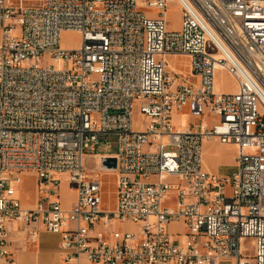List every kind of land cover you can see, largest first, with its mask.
Returning a JSON list of instances; mask_svg holds the SVG:
<instances>
[{
    "label": "built area",
    "instance_id": "2783aa9c",
    "mask_svg": "<svg viewBox=\"0 0 264 264\" xmlns=\"http://www.w3.org/2000/svg\"><path fill=\"white\" fill-rule=\"evenodd\" d=\"M26 1L0 0V264H15L11 222L31 238L39 226L57 234L59 264H264V0H171L178 28L170 0ZM64 30L79 33L76 47L60 44ZM177 54L188 73L167 62ZM218 69L235 90L215 88ZM185 106L216 119L176 128ZM109 134L117 150L93 154L98 167L116 158L106 210L84 158ZM210 137L234 145L230 176L204 168ZM25 172L35 175L30 207L17 197Z\"/></svg>",
    "mask_w": 264,
    "mask_h": 264
},
{
    "label": "rangeland",
    "instance_id": "374dc122",
    "mask_svg": "<svg viewBox=\"0 0 264 264\" xmlns=\"http://www.w3.org/2000/svg\"><path fill=\"white\" fill-rule=\"evenodd\" d=\"M27 3H36L35 0H27ZM168 26L171 28H178L180 24V9L175 1H169L166 5L165 10ZM60 44L64 47H76L80 43V35L77 31L64 30L59 35ZM167 62L173 66L175 69L188 72L186 58L180 54L177 55H168L166 57ZM234 81L226 73V71L218 69L214 72V85L221 87L222 89L230 90L234 86ZM134 119L137 118V112L134 111ZM187 117H185L186 119ZM188 118H190L188 116ZM216 119L213 115L202 114L198 118L197 122L206 120L207 122H214ZM193 126L194 123L192 122ZM194 128V127H193ZM108 141V143L106 142ZM106 140H100L97 144L90 143L89 146L85 149V158L84 166L87 170L94 172L100 179V206L102 209L109 210L115 205V174L112 170H103L99 169L97 163V157H94L93 154L98 153H114L117 150V139L113 134H109ZM233 154V150L229 147H222L217 154L219 159L220 169L219 172L230 173L233 169L229 168L227 162ZM19 195L21 196L22 201L25 204L33 203L35 196V175L33 173H24L20 175V181L17 185ZM226 194L230 193V188L226 187ZM73 190L68 187L66 182H63L59 188V195L61 200H68L71 197ZM117 228L120 230L123 229H132L133 226L126 223H121L117 225ZM179 228V225H170V229ZM38 238L35 243V247L40 246L41 252L38 257L37 264H52L55 251L59 246V237L58 235L44 230L42 226L38 228ZM20 238L23 239L25 234L23 231H14L11 234V239ZM17 239V238H16ZM252 239H248L249 243V252H252ZM15 242H11L13 248L12 255L13 257L18 256L17 246H21ZM32 243L27 242L26 245H31ZM252 260V258H250Z\"/></svg>",
    "mask_w": 264,
    "mask_h": 264
},
{
    "label": "crops",
    "instance_id": "0c3cea01",
    "mask_svg": "<svg viewBox=\"0 0 264 264\" xmlns=\"http://www.w3.org/2000/svg\"><path fill=\"white\" fill-rule=\"evenodd\" d=\"M182 56H184L186 58L187 69L189 72V59L186 55H182ZM180 72H182V71H180ZM188 72H183V73H188ZM215 88L217 90H220V91H231V90H235V84H234L233 88L230 90L222 89L219 86H216ZM188 116L190 118H188ZM185 117H187V118L185 119ZM199 117H201V114L198 112L197 109H193L190 106H185L181 111L175 112L172 114L171 121H172L173 125L179 129H185V128L190 129L193 127L196 128L200 124L206 125V126H210L212 124V122H207L206 120L201 121V122H197ZM192 122L194 123L193 126L191 125ZM201 145H202V159H203L204 168L210 173L218 174L221 176H230L231 173L235 170V159H234L235 147H234V145L228 144V143H220L213 137L204 138L202 140ZM222 147H229L233 150V154L231 155L230 159L227 162L229 168L230 167L233 168L230 173H225V172L220 173L219 172L220 164H219V159L216 156H217V154H219V151L222 149ZM25 173H27V172H25ZM21 174H24V173H21ZM17 197H18V199L22 205H24L26 207L32 206L34 204L35 198H36V183H35V196H34L33 203L25 204L22 201L21 196L19 195L18 189H17ZM73 199H74V192L72 193L71 197L68 198V200L63 201L60 198L62 206L65 208H68L71 206ZM174 224L179 225V228L170 229V225H174ZM38 228L39 227H37L35 229L37 232L36 237L31 238V232L33 231L32 227H30L28 225L21 224V223H16V222L9 223L8 239H9V250H10L12 257H13V255H12L13 248L11 246V242H15V243L21 245L19 247L17 246L18 256L16 258L13 257L15 264H37L39 254L41 252L40 246H37V248L34 246L36 241H37L38 234H39ZM181 229H182V224L179 222L178 223H170L168 225L169 232H172L174 230H181ZM16 230L18 232L23 231L25 234V237L23 239H20L18 237H16L17 238L16 239V238L12 237V239H11L12 232H14ZM27 242H30L32 244L26 245ZM60 257H61V251H60L59 246H58V248L55 251V255H54L52 264H59Z\"/></svg>",
    "mask_w": 264,
    "mask_h": 264
},
{
    "label": "water",
    "instance_id": "95a60500",
    "mask_svg": "<svg viewBox=\"0 0 264 264\" xmlns=\"http://www.w3.org/2000/svg\"><path fill=\"white\" fill-rule=\"evenodd\" d=\"M99 167L103 170H114L116 168V158L114 156H101Z\"/></svg>",
    "mask_w": 264,
    "mask_h": 264
},
{
    "label": "bare ground",
    "instance_id": "6f19581e",
    "mask_svg": "<svg viewBox=\"0 0 264 264\" xmlns=\"http://www.w3.org/2000/svg\"><path fill=\"white\" fill-rule=\"evenodd\" d=\"M94 157H97L98 158V155H95Z\"/></svg>",
    "mask_w": 264,
    "mask_h": 264
}]
</instances>
